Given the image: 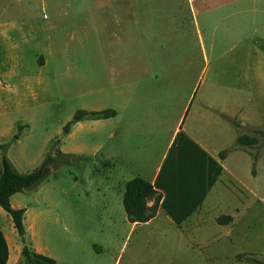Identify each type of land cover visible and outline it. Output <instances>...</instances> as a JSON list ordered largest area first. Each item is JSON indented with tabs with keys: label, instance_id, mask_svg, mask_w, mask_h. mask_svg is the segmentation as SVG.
Listing matches in <instances>:
<instances>
[{
	"label": "rangeland",
	"instance_id": "374dc122",
	"mask_svg": "<svg viewBox=\"0 0 264 264\" xmlns=\"http://www.w3.org/2000/svg\"><path fill=\"white\" fill-rule=\"evenodd\" d=\"M137 1L144 4L136 5L139 17L122 21L110 17L117 12L113 0H0V172L5 156L19 173H30L51 150L64 154L63 139L75 124L65 127L75 114L111 109L123 99L127 81L186 78L198 82L195 104L203 94L221 106L227 102L226 127L202 135L229 149L227 173L210 193V215H235L237 225L226 237L225 223L212 224L208 247L189 253L168 226L156 232L125 220L119 186L107 179V161L71 154L50 166L37 189L17 195L30 210L45 213L35 222L28 212L26 228L58 264H264V141L237 146L238 136L264 130V85L254 81L264 71L261 54L254 52H264V35L248 20L263 11L231 0H213L208 9L197 0L202 39L190 0ZM206 13L210 28L203 23ZM236 46L245 48L242 60H234L241 55ZM145 62L159 66L145 74ZM248 113L261 127L244 124ZM97 134L90 128L74 134L67 152L106 141V129ZM13 204L18 207L16 199ZM0 227L14 229L2 208Z\"/></svg>",
	"mask_w": 264,
	"mask_h": 264
},
{
	"label": "crops",
	"instance_id": "0c3cea01",
	"mask_svg": "<svg viewBox=\"0 0 264 264\" xmlns=\"http://www.w3.org/2000/svg\"><path fill=\"white\" fill-rule=\"evenodd\" d=\"M196 1L197 0H190L194 10L193 20L195 21V25H198L197 29L202 37L201 25L199 24L198 19L199 15L194 4ZM202 1L203 3L207 2L206 4L209 7L208 9H210L213 4V0ZM235 1L250 3L254 6L261 7L259 10H262L263 12H258V14L254 15L252 19L248 18V20L251 21L255 29L262 32L264 35V0H231L230 2L226 1L224 4ZM113 2L117 4V12L110 17L122 21H130L134 17L138 18L140 14L136 12V5H140L141 8L144 7V4H141L142 2L140 3L137 0H113ZM220 2H222V0ZM175 4H177V2ZM177 18H179V14L176 12L175 20ZM209 18L210 15L208 13L203 15V23L207 28H210V25L207 24L209 23ZM237 26L241 27L239 23ZM211 45H213V43H211ZM238 48L240 49L237 50ZM234 49L236 50V53L239 52L241 54L240 57L239 55L236 56L234 60H242L244 57L241 52H244L245 48L243 46H236ZM48 50L50 51V49ZM254 52H259L258 54H261V59L259 60L258 58V67L264 69V52L259 48H256ZM144 64L145 74L149 72V69L152 68V70H154L159 66L157 62L149 64L148 62H145ZM262 75H264V71L263 73L258 72L255 80L253 79L256 84L264 85L263 78L260 79ZM190 84L191 82L189 83V80L186 78L175 77L163 79L156 77L154 79H143V81H127L123 86L124 93H121L123 99L121 102L113 104L111 108V110L116 112V115L108 119H101L106 121V125L104 122L98 121L91 123V125L87 124L88 121L77 122L66 133L65 138L63 139V153L65 155H88V157L93 159L107 161V179L110 182H113L115 187L116 185L119 186L120 193L118 198L120 205H122L124 209V192L127 182L135 178H141L155 184L162 167L170 154L168 168L162 177V181L166 186L172 189V199H170V206L172 209L176 211H188L191 207L189 204L186 206L176 205L175 207L174 203L175 161L180 160V155H185L183 153L180 154L179 151L175 154V147L173 148L175 138L178 132H185L194 142L206 151L210 157L215 159L223 167V171L220 175L221 177L223 173H227L225 161L228 159V155L225 159H221L220 153L224 150L216 147L211 139L203 136L202 133L208 129L212 130L215 128L216 130H220L222 126L226 127V123L228 122L229 117H231L227 106H225L227 103L226 100H224L226 103L221 106L217 103V99L211 98L210 95L203 94L199 102L195 104L194 102L197 98L199 86L198 82ZM145 87L147 88V91L145 92L150 91V94L146 95L145 92H142ZM237 113L242 114L241 106H239V111ZM250 113L254 117L257 116L255 113ZM244 118L246 121L244 124L261 127L260 123L251 122L256 119L251 117L249 113ZM203 120L205 124H200ZM230 122H232V120ZM210 125L213 126L210 128ZM87 128L95 130V132L98 133L97 135L101 136L104 135V130L106 129V141H98L90 149H85V146L83 145L79 147L75 153L67 152L66 147L69 139L74 134ZM186 153V157L192 158L193 152H191V154L190 152ZM229 175L233 176L231 173ZM215 185L208 191L203 203L180 224L168 215L167 211L162 206L165 198V192L162 190L159 191L160 194H162V198L159 202L155 217L145 223H133L129 220L125 210V220L128 221L132 227H154L157 230L156 232H158L160 228L168 226L175 231V239L186 242L189 253L194 254L197 250L201 252L204 247H208L211 240V237L207 235V231L210 229V226L214 223L218 224V227L221 225V223L218 222V218L221 216L210 215L213 210V206L208 202L210 193ZM243 187H245V185H243ZM247 188L248 187H246V189ZM43 191L44 186L35 192L34 197L41 195ZM18 194L19 193L12 196L11 202L14 206L13 203L16 199L18 204V207L16 208H25V224L26 214L28 212L35 215V222L45 216V213L40 212L38 209L30 210L29 207H26L24 204V197H18ZM154 203L155 199H150L147 205L151 207ZM225 216L232 217L230 222L222 225L227 229L225 236L231 237V233L228 228H232L237 225V216ZM238 218H240V216H238ZM0 228L5 233L9 245V260L7 264H29L23 256L22 252L24 243L19 234L17 233L18 236L16 235V229L14 228V230L9 228L6 230L2 227ZM30 235L31 232L27 228V245L31 248V250L33 249V251L45 255L46 247L39 243L37 238ZM215 236H217V234L213 235L212 238Z\"/></svg>",
	"mask_w": 264,
	"mask_h": 264
},
{
	"label": "trees",
	"instance_id": "16d2710c",
	"mask_svg": "<svg viewBox=\"0 0 264 264\" xmlns=\"http://www.w3.org/2000/svg\"><path fill=\"white\" fill-rule=\"evenodd\" d=\"M115 115L116 112L111 109L103 111L79 110L65 129L69 130L72 125L86 119H108ZM254 134L256 135L243 134L238 136L237 146L249 148L258 145L262 140L264 141L263 129H255ZM174 147L175 154L177 151L185 155H187L186 152H190V154L193 152L192 158L180 155V160L175 161V207L176 205L186 206L187 204L191 207L188 211H176L170 206L172 189L162 181V177L168 168L169 154L155 184L141 178H135L127 182L124 192V206L131 222L145 223L155 217L162 198V194L159 191L162 190L165 192L162 206L168 215L180 224L203 203L208 191L218 181L223 167L185 132H178ZM228 152L229 149L221 152V159H225ZM68 158L69 156L61 152L55 155L51 150L42 164L30 173H19L6 156L3 158V168L0 172V207L11 216L14 228L24 243L23 256L29 264H57V261L52 257L31 250L27 245L26 210L25 208L14 207L11 198L17 193L37 189L45 180L50 166L59 160L67 161ZM150 199H155V203L151 207L147 205ZM231 220V216H221L218 218V222L221 224L228 223ZM8 260L9 245L5 233L0 228V264H7ZM255 262L257 261L255 260Z\"/></svg>",
	"mask_w": 264,
	"mask_h": 264
}]
</instances>
